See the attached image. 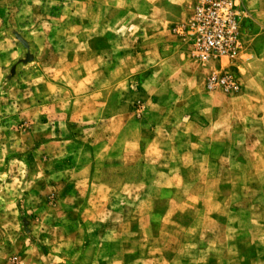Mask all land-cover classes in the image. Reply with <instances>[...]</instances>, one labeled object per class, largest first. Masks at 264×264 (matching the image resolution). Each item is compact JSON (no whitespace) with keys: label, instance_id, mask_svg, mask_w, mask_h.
I'll list each match as a JSON object with an SVG mask.
<instances>
[{"label":"rangeland","instance_id":"1","mask_svg":"<svg viewBox=\"0 0 264 264\" xmlns=\"http://www.w3.org/2000/svg\"><path fill=\"white\" fill-rule=\"evenodd\" d=\"M195 2L0 0V264H264L248 48L192 57Z\"/></svg>","mask_w":264,"mask_h":264},{"label":"built area","instance_id":"2","mask_svg":"<svg viewBox=\"0 0 264 264\" xmlns=\"http://www.w3.org/2000/svg\"><path fill=\"white\" fill-rule=\"evenodd\" d=\"M249 17L242 0H196L190 16L177 32L195 59L234 62L247 47L244 23ZM228 68L223 73H212L206 82L208 88L224 92L240 90L239 80Z\"/></svg>","mask_w":264,"mask_h":264},{"label":"crops","instance_id":"3","mask_svg":"<svg viewBox=\"0 0 264 264\" xmlns=\"http://www.w3.org/2000/svg\"><path fill=\"white\" fill-rule=\"evenodd\" d=\"M242 2L250 15L244 23L248 49L245 55L236 62L245 63L249 61L247 64L250 68L245 67L247 75L243 77L245 84H243L242 89L234 95L226 96V98L231 103V114L232 110H239L243 117L251 119L255 124L254 126H246L241 131L244 134L248 133L257 137L264 134V88H261V86H264V0H242ZM249 49L254 54L252 58L249 55V52H251ZM232 64L234 65V63ZM233 68L230 67V69ZM251 68L254 74H260L261 76L254 75V77L249 78ZM224 144H228V147L233 149H264V140L249 141L246 138L242 142L233 145L228 142Z\"/></svg>","mask_w":264,"mask_h":264}]
</instances>
